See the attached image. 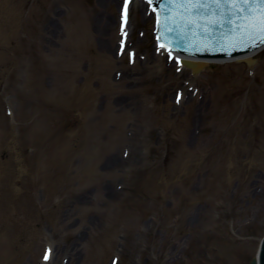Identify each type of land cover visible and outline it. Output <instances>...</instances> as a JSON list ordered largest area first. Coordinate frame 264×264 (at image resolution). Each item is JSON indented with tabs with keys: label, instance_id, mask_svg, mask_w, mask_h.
Segmentation results:
<instances>
[{
	"label": "rangeland",
	"instance_id": "374dc122",
	"mask_svg": "<svg viewBox=\"0 0 264 264\" xmlns=\"http://www.w3.org/2000/svg\"><path fill=\"white\" fill-rule=\"evenodd\" d=\"M120 1L0 0V264L45 245L49 264H244L264 228V76L153 61L135 3L129 65Z\"/></svg>",
	"mask_w": 264,
	"mask_h": 264
},
{
	"label": "water",
	"instance_id": "95a60500",
	"mask_svg": "<svg viewBox=\"0 0 264 264\" xmlns=\"http://www.w3.org/2000/svg\"><path fill=\"white\" fill-rule=\"evenodd\" d=\"M154 1L162 11L161 29L164 37L182 48L207 54H229L247 50L263 42L259 31L253 27L255 21L260 19L258 8L254 10L253 16L249 17L246 13L239 11V5L233 8L221 4L219 11L212 8L211 11L197 13L179 2H173V0ZM247 56L249 60L256 58V63L250 70L263 78L264 49L257 54L249 53ZM203 62L208 64V61L204 60ZM204 63L184 61V64L193 72L203 68ZM232 63L234 62L212 63L207 69L195 75H192L186 68H183L182 71L185 75L202 82ZM240 64L245 66L243 63ZM263 231L264 228L262 233ZM256 249L257 245L244 264H247L255 256ZM250 264L257 263L252 260ZM261 264H264V252Z\"/></svg>",
	"mask_w": 264,
	"mask_h": 264
},
{
	"label": "snow or ice",
	"instance_id": "6c2138e0",
	"mask_svg": "<svg viewBox=\"0 0 264 264\" xmlns=\"http://www.w3.org/2000/svg\"><path fill=\"white\" fill-rule=\"evenodd\" d=\"M173 2H179L182 5L187 6L190 10L196 11L197 13L203 11H211L212 8H215L219 11V6L221 4L225 6H232L236 8L239 5V11L246 13L249 17H252L254 10L259 9L260 19L255 21L253 27L257 29L261 35V39L264 40V0H173ZM132 3V0H124V14L125 17L129 12V4ZM122 25V32H123ZM180 97H177L179 102ZM127 155V153H125ZM44 259L49 260V255L46 254Z\"/></svg>",
	"mask_w": 264,
	"mask_h": 264
},
{
	"label": "bare ground",
	"instance_id": "6f19581e",
	"mask_svg": "<svg viewBox=\"0 0 264 264\" xmlns=\"http://www.w3.org/2000/svg\"><path fill=\"white\" fill-rule=\"evenodd\" d=\"M116 0H100V2L102 3V4H104V5H106V4H108V3H113V2H115ZM143 8H144V6H143V4L142 3H140V2H136V10L138 11V12H140L141 14H142V20L143 21H145V20H148L149 19V17L148 16H146L145 15V9H144V11H143ZM102 21H104L103 23H102V27H101V33H100V38H101V40H102V42L104 43V45L106 46V47H111V45L110 44H108L107 42H104L103 41V39L108 35V36H111V34H112V32H113V30H114V20H113V18H102ZM108 48V51L110 50ZM111 51V50H110ZM151 59L153 60V61H159L160 63L162 62V58L160 57V56H157V55H155V54H152L151 56ZM117 159V158H116ZM115 162L117 163V161L115 160Z\"/></svg>",
	"mask_w": 264,
	"mask_h": 264
}]
</instances>
